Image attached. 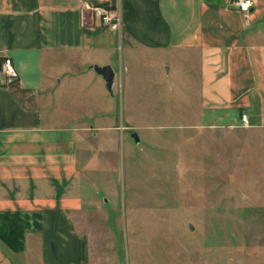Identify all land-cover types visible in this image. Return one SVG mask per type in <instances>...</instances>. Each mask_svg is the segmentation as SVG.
<instances>
[{
	"label": "crops",
	"instance_id": "0c3cea01",
	"mask_svg": "<svg viewBox=\"0 0 264 264\" xmlns=\"http://www.w3.org/2000/svg\"><path fill=\"white\" fill-rule=\"evenodd\" d=\"M97 5L120 6V31ZM95 65L113 68L112 91ZM113 88L129 110L159 100L264 139V0L248 13L233 0H0V264H126L95 182L99 152L137 127L135 114L106 120Z\"/></svg>",
	"mask_w": 264,
	"mask_h": 264
},
{
	"label": "rangeland",
	"instance_id": "374dc122",
	"mask_svg": "<svg viewBox=\"0 0 264 264\" xmlns=\"http://www.w3.org/2000/svg\"><path fill=\"white\" fill-rule=\"evenodd\" d=\"M113 91L106 120L117 126L135 114L137 127L117 134L115 148L101 140L95 182L111 201L125 263L264 264V139L165 114L159 100L129 110Z\"/></svg>",
	"mask_w": 264,
	"mask_h": 264
},
{
	"label": "built area",
	"instance_id": "2783aa9c",
	"mask_svg": "<svg viewBox=\"0 0 264 264\" xmlns=\"http://www.w3.org/2000/svg\"><path fill=\"white\" fill-rule=\"evenodd\" d=\"M233 4L242 12H250L254 0H233ZM96 15L100 17L101 24L114 31H120L122 27V16L120 6L110 7L107 5H97L93 7ZM4 68L6 73L11 76L16 74L15 65L10 57H6L4 61Z\"/></svg>",
	"mask_w": 264,
	"mask_h": 264
},
{
	"label": "water",
	"instance_id": "95a60500",
	"mask_svg": "<svg viewBox=\"0 0 264 264\" xmlns=\"http://www.w3.org/2000/svg\"><path fill=\"white\" fill-rule=\"evenodd\" d=\"M94 68L98 73L104 76L108 89L112 91V85L114 82L115 72L113 68L111 67V65H104V66L95 65ZM132 135L133 137H135L136 140H139V136L136 131H134Z\"/></svg>",
	"mask_w": 264,
	"mask_h": 264
}]
</instances>
